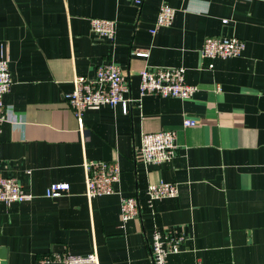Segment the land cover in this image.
Listing matches in <instances>:
<instances>
[{"label":"crops","instance_id":"0c3cea01","mask_svg":"<svg viewBox=\"0 0 264 264\" xmlns=\"http://www.w3.org/2000/svg\"><path fill=\"white\" fill-rule=\"evenodd\" d=\"M164 3L173 23L151 34ZM95 17L117 21L113 41L90 31ZM220 35L245 50L209 69L202 44ZM0 56L13 81L3 102L25 123L2 125L0 171L34 196L0 204L7 264H57L43 258L93 250L98 264H152L155 231L185 237L165 264H264V0H143L139 10L128 0H0ZM107 62L133 102L126 114L87 110L81 128L64 95L74 75L91 78ZM160 66L184 68L197 92L140 97L139 72ZM186 118L196 124L184 127ZM161 130L175 132L176 157L142 163V133ZM85 160L118 164L117 193L85 197ZM158 182L175 183L178 194L149 205L146 187ZM52 183L69 190L46 198ZM131 196L140 217L121 223L120 198Z\"/></svg>","mask_w":264,"mask_h":264},{"label":"built area","instance_id":"2783aa9c","mask_svg":"<svg viewBox=\"0 0 264 264\" xmlns=\"http://www.w3.org/2000/svg\"><path fill=\"white\" fill-rule=\"evenodd\" d=\"M137 10L143 0H128ZM250 2L252 0H240ZM175 10L164 3L159 7L155 25L150 30L154 34L160 28L170 27L173 23ZM226 23V20H223ZM90 31L99 39L113 41L117 32V21L107 18H90ZM245 50V42L230 35L208 36L204 39L201 53L209 61L208 68L213 67L215 59L239 58ZM137 56L146 57L147 53L137 52ZM140 97L153 95L159 98L190 99L198 90L197 86L186 81L185 69L182 67H145L139 72ZM13 81L9 70L8 56H0V132L3 124L8 123L13 128L21 129L24 118L15 113L12 106L5 105L3 97L10 92ZM73 89L64 95V99L72 110L82 128L83 114L87 110H97L102 107H120L126 114L132 99L127 97L128 85L119 67L107 62L97 67L93 77L74 75ZM196 124L193 119L186 118L184 127ZM176 134L171 130L142 133L140 138V161L147 165H160L171 161L177 155ZM1 159V141H0ZM85 173V197L89 200L117 193L116 185L120 181L121 171L117 163L106 161L83 162ZM67 183H52L44 190V197L57 198L68 192ZM178 187L175 183H150L146 187L147 203L167 198H175ZM34 196L25 191L19 182L12 177H5L0 171V204H21ZM140 217V203L134 196L120 198L121 223ZM184 235H172L155 231L150 245L152 264H165L169 255L181 251ZM57 264H98L95 250L87 255H53L44 257L43 262Z\"/></svg>","mask_w":264,"mask_h":264},{"label":"water","instance_id":"95a60500","mask_svg":"<svg viewBox=\"0 0 264 264\" xmlns=\"http://www.w3.org/2000/svg\"><path fill=\"white\" fill-rule=\"evenodd\" d=\"M136 163V161H135ZM0 264H7V251L6 249H0Z\"/></svg>","mask_w":264,"mask_h":264}]
</instances>
